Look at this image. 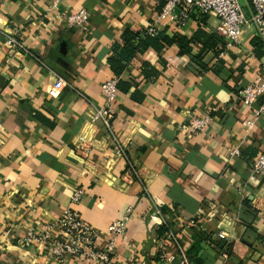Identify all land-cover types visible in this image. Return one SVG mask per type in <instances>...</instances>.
I'll use <instances>...</instances> for the list:
<instances>
[{
	"label": "crops",
	"instance_id": "crops-1",
	"mask_svg": "<svg viewBox=\"0 0 264 264\" xmlns=\"http://www.w3.org/2000/svg\"><path fill=\"white\" fill-rule=\"evenodd\" d=\"M240 3L250 18V2ZM161 5L0 4V264H57L23 240L70 208L99 233V249L111 241L110 225L133 210L114 264H162L165 241L178 263L264 264V177H251L264 151V110L254 112L264 99L248 107L239 98L257 77L264 80V38L257 50L260 36L250 25L231 45L216 33V16L203 15L166 29L169 43L160 50L143 48ZM81 9L90 14L87 32L65 21ZM11 35L23 48L6 44ZM113 78L119 86L112 136L93 116ZM206 115L211 126L193 133L191 118ZM113 137L126 158L116 155ZM127 164L143 168L145 184L122 181ZM78 189L85 196L72 204Z\"/></svg>",
	"mask_w": 264,
	"mask_h": 264
},
{
	"label": "built area",
	"instance_id": "built-area-1",
	"mask_svg": "<svg viewBox=\"0 0 264 264\" xmlns=\"http://www.w3.org/2000/svg\"><path fill=\"white\" fill-rule=\"evenodd\" d=\"M4 0H0V4ZM52 8L58 10L65 0H50ZM252 7V15L247 18L244 14L240 0H162L159 10L153 15L151 23L146 29L150 36L169 28H184L194 17L203 15H215L218 24L216 33L223 37L229 44L236 45L242 41L245 28L252 25L257 35L264 38V0H248ZM65 21L69 26H78L84 31L90 27V14L86 9H81L73 14L65 15ZM6 44L9 47L23 48L14 36H8ZM63 87L61 80L55 83V89ZM118 80L113 78L107 81L102 87L105 104L95 109L93 122L105 128L110 135H114L112 119L114 118L113 104L117 99ZM243 105L252 107L261 99H264V80L257 77L250 85L239 93ZM264 107L254 109L257 116L261 115ZM213 118L210 115L196 117L189 121V129L193 133H203L211 126ZM244 125L252 129L254 123L246 122ZM116 155L125 157L126 153L117 143ZM90 155L89 151H83ZM238 155L237 150L233 151ZM122 181L132 183L136 180L146 183V174L143 168H134L127 164ZM252 180L264 177V151H262L253 162ZM85 196L82 189L75 191L71 198L72 204H78ZM133 210L128 208L124 217L114 221L110 227L111 241L105 249H99L100 235L89 225L79 212L68 209L54 223L47 225L45 230L38 233L35 230L27 232L23 243L26 246L36 247L42 251L51 261L57 264H67L69 260L86 259L96 261L99 264H114L112 254L119 238L125 235L129 219ZM172 238V235H170ZM170 237H168L170 239ZM166 241L161 244L162 252L159 261L162 264H187L183 259L179 263L174 255L168 256L165 252Z\"/></svg>",
	"mask_w": 264,
	"mask_h": 264
},
{
	"label": "trees",
	"instance_id": "trees-1",
	"mask_svg": "<svg viewBox=\"0 0 264 264\" xmlns=\"http://www.w3.org/2000/svg\"><path fill=\"white\" fill-rule=\"evenodd\" d=\"M144 40H142V42H141V46L143 47V48H148V47H151V48H155V49H157V50H160L161 48H162V46H163V44L164 43H169L168 42V39L165 37V30L164 31H162V32H160V33H158L157 35H155V36H150V35H148L147 34V32L146 31H144ZM143 34H142V36H143ZM133 39L132 40H135V39H138L139 37H138V34H136V36H133L132 37ZM261 37H259L258 39H257V41H256V44H255V48L257 49V50H259V48L261 47V45H262V41H261ZM129 46H131V45H129ZM132 47V46H131ZM130 47V48H131ZM138 48H139V46H138ZM131 49H134L133 47L131 48ZM135 52V51H134ZM149 71H152V70H150V66L149 65H147V64H145V72L147 73V75H149L148 74V72ZM118 86H119V84H118Z\"/></svg>",
	"mask_w": 264,
	"mask_h": 264
}]
</instances>
